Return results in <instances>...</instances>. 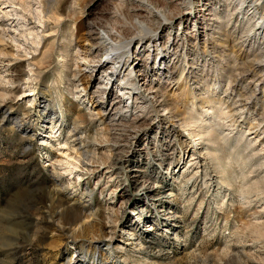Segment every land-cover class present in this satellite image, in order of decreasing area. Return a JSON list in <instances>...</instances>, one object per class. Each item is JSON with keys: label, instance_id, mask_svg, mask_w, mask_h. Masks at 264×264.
<instances>
[{"label": "rangeland", "instance_id": "rangeland-1", "mask_svg": "<svg viewBox=\"0 0 264 264\" xmlns=\"http://www.w3.org/2000/svg\"><path fill=\"white\" fill-rule=\"evenodd\" d=\"M44 1L0 0V264H264V0H193L134 39L153 48L138 98L111 90L127 120L74 71L88 22L129 21L120 0H59L60 20ZM210 106L213 141L189 134Z\"/></svg>", "mask_w": 264, "mask_h": 264}, {"label": "bare ground", "instance_id": "bare-ground-1", "mask_svg": "<svg viewBox=\"0 0 264 264\" xmlns=\"http://www.w3.org/2000/svg\"><path fill=\"white\" fill-rule=\"evenodd\" d=\"M157 1H155V0H120V2L112 4L113 11L108 10V12H106V15L110 18H115L117 15L114 13L115 7H116V9H119V8L123 9L124 8L126 10L127 18L129 19L128 22L123 21V24L116 26V25H112V24H115L113 21H112L113 23L110 25V24H107L105 22H102L99 18V20L102 23L98 22L97 24H94V23L88 22L89 24L80 33L81 37L82 36L85 37L84 43L82 44V46H85V47H83L80 50L82 52V54L79 53L80 51L78 50L79 52H77V54L75 55V56H77V57H75V59H78V58L79 59L76 61L74 71L78 72L77 75H79V72H82L83 68L85 69L84 72L86 73V75H85L86 78L83 79L84 85L82 86V90L85 91V89L87 87L92 86L93 89L91 91L93 92V94H97V96H99V98L97 100L99 102V104H101L104 101L103 95H106V97L110 96L109 103L112 106L111 108L113 109L110 117H112L113 119L127 120L133 114V110H134L131 108V106H128L127 104H122V101H123L122 97H120V96L111 97V90H112L113 86H115L114 85L115 80H117V77L119 75H122V77L120 79V83L118 85L116 83V86L118 87V90H119L118 95L119 94L123 95V96L128 95V99H129L130 98L129 94L132 93L134 95L133 98H135L134 100H136L138 97L136 95L137 93L135 92V90L138 88V84L140 82V79L138 77L142 74H141V69L138 68V63L136 62V60H133L132 58H134L133 55H136V54L139 55V54H142L144 52H149L151 50V47L153 48V43H152L151 46H150V44H148L147 45L148 48H146L145 50L138 48L137 51L138 50L139 51L137 52L136 50L132 49V47H133V46H131L132 41L134 39H136L137 42H141L146 34H150L149 31L151 30V27L154 25L157 27H161L165 24H169V26H172L175 23V22L173 23L174 19H178L179 23L177 25H181L182 23L185 24L188 21L187 20L188 14H191L189 12V9H190L189 4H192L193 0H183L182 3H174V2L172 3V0H170L171 2L164 0V2H161V3H158ZM48 2L51 3V4L49 3L50 4L49 6H50V12L52 13L51 15H53V17H54L53 19L54 20H60V19H58L59 14L57 13V9H58L57 4H58L59 0H46V1H44V3H46V4ZM112 2H114V1H112ZM180 4L181 5L183 4L184 8L181 9V7H180L181 10L179 11V13L176 16L170 15L171 14L169 11L170 8H172L175 5L180 6ZM109 6H108V9H109ZM198 11L199 10L194 8L193 13L196 14V12L198 13ZM71 12H73V11H71ZM104 12H105V10H104ZM72 15H73V13H72ZM120 15H119V17H120ZM195 16H197V15H195ZM104 18H106V17H104ZM193 23H194V21H192V24ZM197 24H198V22H197ZM261 25H263V23ZM127 27H128L129 32L126 29ZM136 29H137V31L139 30L138 32L136 31L137 34L132 33ZM31 32L32 31H29L27 34L31 35ZM149 46H150V48H149ZM102 48H104L105 50L101 51ZM158 49L159 48H157V50ZM161 54H162V56L159 58V62L157 64V66H152V68L150 69V72L155 71V70L158 72L160 71L162 73L165 72L163 69V66L166 63L165 58L167 56V52H165V49L159 55H161ZM129 60H130L131 64L128 67L126 64L129 62ZM108 63H110V65L108 66L107 69H105L104 75L102 76V78H100V79L94 78L93 77L94 73L99 71L100 69L104 68L103 66H105V64H108ZM131 65H133V66H131ZM73 76H74V73H73ZM174 80H176V79L174 78L173 81ZM151 83L152 82H149L150 86H148L146 90L152 91V93H153L155 91V89H154V86H151ZM90 98H91V96H90ZM131 104H134V101H131ZM219 105H221L220 102H219ZM217 109H218V107H217ZM104 110H106V108ZM209 110H211L212 112H210ZM99 113L101 114L102 112L100 111ZM205 114L206 115L209 114L211 117H213V106L206 108L201 113H197L199 118L194 117L195 118L194 122L189 125L190 130H191L189 132V134L192 135L194 133L192 130L193 128H191V127H193L197 121L198 122L201 121V125L199 126L200 131H201L200 134H203L204 129H205V131L207 130L209 132L208 141H213L212 132L215 129V126H220V123L217 122L213 125V123H210V120L203 117V116H205ZM76 119L78 121H81L80 115H76ZM208 132H207V134H208ZM193 135H195V134H193ZM201 138H203V136H200V138L197 139L198 140L197 143H199ZM221 141L226 142V139L223 138L220 140V142ZM216 142H218V141H216ZM79 148H80L79 154L83 155L85 157V159L88 158L87 157L88 156L87 149L85 150L87 152H85L84 150L81 149V147H79ZM93 151H95V150L93 149ZM90 152H92V151L90 150ZM91 156H93V155L91 154Z\"/></svg>", "mask_w": 264, "mask_h": 264}]
</instances>
